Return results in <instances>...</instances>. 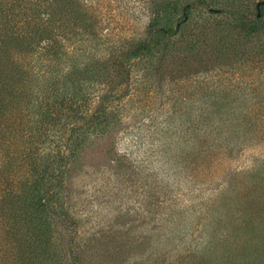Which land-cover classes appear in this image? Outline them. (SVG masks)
Returning a JSON list of instances; mask_svg holds the SVG:
<instances>
[{
	"label": "rangeland",
	"instance_id": "rangeland-1",
	"mask_svg": "<svg viewBox=\"0 0 264 264\" xmlns=\"http://www.w3.org/2000/svg\"><path fill=\"white\" fill-rule=\"evenodd\" d=\"M80 1L83 110H0V191L27 150L47 204V252L21 264H264V0ZM3 208L0 264H20Z\"/></svg>",
	"mask_w": 264,
	"mask_h": 264
},
{
	"label": "trees",
	"instance_id": "trees-1",
	"mask_svg": "<svg viewBox=\"0 0 264 264\" xmlns=\"http://www.w3.org/2000/svg\"><path fill=\"white\" fill-rule=\"evenodd\" d=\"M82 6L80 0H0L2 112L25 104L43 123L64 111L83 110V85L93 72L94 58L86 53L77 54L68 44L72 31L85 32L83 28L91 23L89 12L83 11ZM263 9L264 5L256 8V17L262 16ZM240 20L245 19L239 16ZM87 42L93 45L97 41ZM117 53L110 49L106 61L101 60V63L109 62L113 69L122 67ZM34 155L26 150L24 157L30 160L28 173L25 177L16 175L17 181L9 189L0 191V207L19 210L25 222L28 239L25 250L17 258L20 264L46 253L48 247V227L43 218L47 204L41 197L39 168Z\"/></svg>",
	"mask_w": 264,
	"mask_h": 264
},
{
	"label": "water",
	"instance_id": "water-1",
	"mask_svg": "<svg viewBox=\"0 0 264 264\" xmlns=\"http://www.w3.org/2000/svg\"><path fill=\"white\" fill-rule=\"evenodd\" d=\"M260 5H264V1L259 2V3L256 5V8H259Z\"/></svg>",
	"mask_w": 264,
	"mask_h": 264
}]
</instances>
